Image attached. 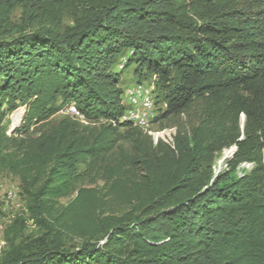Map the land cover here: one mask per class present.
I'll return each instance as SVG.
<instances>
[{
    "label": "trees",
    "instance_id": "trees-1",
    "mask_svg": "<svg viewBox=\"0 0 264 264\" xmlns=\"http://www.w3.org/2000/svg\"><path fill=\"white\" fill-rule=\"evenodd\" d=\"M121 63L155 121L192 118L172 147L120 121ZM0 172L25 205L0 264H264V0H0Z\"/></svg>",
    "mask_w": 264,
    "mask_h": 264
},
{
    "label": "rangeland",
    "instance_id": "rangeland-1",
    "mask_svg": "<svg viewBox=\"0 0 264 264\" xmlns=\"http://www.w3.org/2000/svg\"><path fill=\"white\" fill-rule=\"evenodd\" d=\"M10 18L12 22L20 23L21 22V8L17 7L13 11ZM66 23H69V20L66 19ZM122 68L120 69L118 68V70H120L119 72L120 83L119 84L122 90L127 85H130L135 82H140V80H138L136 75L133 73L132 67L124 68V69ZM153 80L154 78L152 77L149 79H142L141 81L145 82L148 86L152 88L154 99H155L156 94L154 92ZM66 108L57 112L55 115H53L51 117V123H55L59 119L64 117L65 115H68L69 113L65 111ZM159 108H160V105L156 104L157 114H158ZM18 109H15L11 111L10 113H8V115L5 118V123L8 125V131L18 126L21 121L24 108L18 107ZM191 120L192 118H189L188 114L183 113L181 114L180 117L171 116L168 118L160 119L159 122H157V120L156 121L154 120L148 126L144 127L143 130L145 134H169L173 132L175 133L176 130L180 126L187 129L189 127V124L191 123ZM241 121L243 122V119H241ZM216 158H219V156H217ZM85 179H86L85 182L81 184L83 186H89L90 182L88 178H85ZM97 184H101V182H98ZM19 185H20V181L16 176L7 174L5 172H0V205L3 211V215L0 217V233H1V229L2 228L5 229L13 221L15 216L23 214L25 210L24 200L21 195ZM67 200H68L67 198H63L61 199L60 202L64 204L67 202ZM32 231H35V227L31 221H28L27 222V233L32 232Z\"/></svg>",
    "mask_w": 264,
    "mask_h": 264
},
{
    "label": "bare ground",
    "instance_id": "bare-ground-1",
    "mask_svg": "<svg viewBox=\"0 0 264 264\" xmlns=\"http://www.w3.org/2000/svg\"><path fill=\"white\" fill-rule=\"evenodd\" d=\"M118 68L119 69L122 68V63L120 64ZM137 87H140V89L142 90H138L136 92ZM125 88L129 92H136L135 102L133 105V111H130L129 96H125ZM125 88L123 89V93H122V102L124 101L123 104H124L125 110H124L123 116L121 117L120 121L123 123H127L131 127H143L144 128L148 126L150 123H152L155 120L157 116L156 105H155L156 102L154 99L152 88L148 86L145 82H135L130 85H127ZM65 111H67L71 116L73 115L79 120L83 121V115L78 114L76 109L75 111H71V105L68 106V108H66ZM135 113L144 114L143 119L142 117H135ZM125 115H128V116H125Z\"/></svg>",
    "mask_w": 264,
    "mask_h": 264
},
{
    "label": "built area",
    "instance_id": "built-area-1",
    "mask_svg": "<svg viewBox=\"0 0 264 264\" xmlns=\"http://www.w3.org/2000/svg\"><path fill=\"white\" fill-rule=\"evenodd\" d=\"M138 90H142V89H140V87H137L136 92ZM136 92H129L125 88V96H129L130 111H133V105L135 102ZM71 111H75V107L72 104H71ZM125 116H128V115H125ZM143 116L144 114L135 113V117H142L143 119ZM146 135H148L151 138L154 145H156L159 141H162L171 147L173 146V138L175 134H146ZM235 151H236V146L230 145L226 148H223L221 152L217 154L219 158H215L214 163L212 165V176L213 177L229 169L228 161L232 158ZM253 165L254 164L252 162L243 161L236 166L234 173L237 177H242L243 175H245L252 169ZM3 232H4V228L1 229V233H0V253L2 252V249L6 245L5 240L3 238Z\"/></svg>",
    "mask_w": 264,
    "mask_h": 264
},
{
    "label": "clouds",
    "instance_id": "clouds-1",
    "mask_svg": "<svg viewBox=\"0 0 264 264\" xmlns=\"http://www.w3.org/2000/svg\"><path fill=\"white\" fill-rule=\"evenodd\" d=\"M118 66V65H117ZM120 71V70H119ZM156 104V103H155ZM242 117V116H241ZM241 119H243V117L241 118Z\"/></svg>",
    "mask_w": 264,
    "mask_h": 264
}]
</instances>
